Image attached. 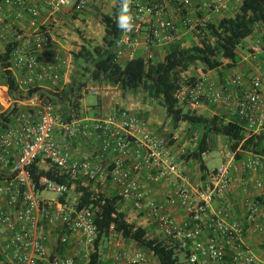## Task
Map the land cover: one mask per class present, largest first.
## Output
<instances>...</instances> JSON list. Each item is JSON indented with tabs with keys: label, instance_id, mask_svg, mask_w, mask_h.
Listing matches in <instances>:
<instances>
[{
	"label": "built area",
	"instance_id": "built-area-1",
	"mask_svg": "<svg viewBox=\"0 0 264 264\" xmlns=\"http://www.w3.org/2000/svg\"><path fill=\"white\" fill-rule=\"evenodd\" d=\"M153 1H159L155 3ZM131 0L134 25L120 29L114 49L118 62L134 58L141 46L148 61L156 47L183 41L195 43L216 18L231 15L241 0ZM89 0H0V55L11 48L10 62L19 88L43 89L60 81L59 67L67 58L42 55L52 44L51 30L41 25V12L53 16L62 10L80 14ZM177 5L179 22L164 16L166 7ZM184 45V42H183ZM57 62V63H56ZM7 93V90H6ZM1 94V93H0ZM8 96V95H7ZM183 105L197 110L223 111L227 120L237 119L246 132H264V30L253 32L240 47L239 61L224 79L215 70H198L195 79L174 94ZM0 114L16 109L13 123L0 131V264H158L152 254L135 247L132 240L114 231L98 244L95 210L79 208L73 186L33 171L54 170L58 176L90 184L96 192L112 189L122 203L126 220L187 249V264H222L231 249V264H264L242 247L247 232L264 233L257 223L264 206V158L236 153L222 145L219 167H207L205 179L192 182L178 156L187 142L153 130L138 111L119 107L95 118L64 120L55 106L37 90L10 99ZM91 141L93 148L80 156L73 142ZM206 163L207 154L202 158ZM245 174L259 198L246 201L241 221H232L233 206L227 196L236 186L235 174ZM166 187L163 201L151 197L150 187ZM50 192L52 197L43 193ZM215 202L219 207L213 209ZM185 213L178 222L172 209Z\"/></svg>",
	"mask_w": 264,
	"mask_h": 264
},
{
	"label": "trees",
	"instance_id": "trees-1",
	"mask_svg": "<svg viewBox=\"0 0 264 264\" xmlns=\"http://www.w3.org/2000/svg\"><path fill=\"white\" fill-rule=\"evenodd\" d=\"M115 2L112 14L100 15L104 27L101 44L92 47L84 45L73 56L84 81L77 83L72 80L68 85L59 83L43 89L19 88L9 61V47L6 53L0 55V85L6 86L8 97L12 100L20 99L41 90L42 97L55 106L58 114L64 120H70L82 117L80 99L87 81L99 87H114L132 95L142 94L145 99L154 100L161 106L173 130L181 124L185 125L183 136L188 140V146L178 156V161L197 165L202 180L207 171L202 158L217 149L218 138L223 140V145H227L230 151L236 153V159H244L248 154L264 158V132L257 135L248 133L237 119L227 120L223 111L198 113L192 105L180 104L174 97L175 91L182 84L195 79V75L190 73L198 68L202 71L215 70L221 79L227 76L239 61L243 41L252 36L253 32L264 30V0H241L231 15L216 18L209 23L199 44L191 42L190 46H184V41H181L163 47L160 56L153 51L154 58L151 61L139 51L127 62L116 60L114 44L120 34L117 18L121 0ZM173 8L180 17L183 11H179V7L174 4ZM166 11L164 16L167 17ZM16 113V109H9L0 114V131L13 123ZM140 115L148 119L143 113ZM158 133L170 139L173 136L172 132L166 134L159 130ZM41 175L67 184L68 187L73 186L76 205L95 210L98 244L108 237L109 228L113 225L115 232L132 240L135 247L144 253L152 254L158 264H187V249H179L176 243L156 233L151 226L140 227L129 223L126 214L121 211L123 205L112 189L96 193L90 184L82 186L79 180L58 176L54 170L42 172L34 169L35 180ZM223 263L231 264L228 255H225Z\"/></svg>",
	"mask_w": 264,
	"mask_h": 264
},
{
	"label": "crops",
	"instance_id": "crops-1",
	"mask_svg": "<svg viewBox=\"0 0 264 264\" xmlns=\"http://www.w3.org/2000/svg\"><path fill=\"white\" fill-rule=\"evenodd\" d=\"M102 1L107 2V3L109 2L110 6L114 9L115 4H116L115 0H109V1L102 0ZM230 2L233 6L234 0H230ZM166 9H167L166 12L168 14L167 17L172 18L175 22H179V16L178 14H176V9L173 8L172 6L171 7L168 6L166 7ZM104 14H108V13H104ZM74 15L75 14H73L67 9L62 10L58 14L53 15V16H49L44 11H42L40 19H39V23L41 25H44L50 28L51 36H52V44L50 48H48L45 51V53L42 55L41 57L42 60L46 63L47 62L55 63L54 58L56 55H58L62 58H67V60L69 61L68 65L59 67V71H60L59 83H61L62 85H68L72 80H75L77 83L84 81V78L82 76L79 66L74 63L73 56L74 54L78 53V51L84 45L90 46V47L96 46V45L89 44V42L87 41L83 42V40L78 41L77 46L70 45L72 42L71 40H77V39H74L72 36H70V31H69L70 26L72 25L78 26L79 24L83 26L86 25V29L88 30V32H90L89 29H90L91 23L92 22L95 23L97 21V18L95 15H93L91 18H88V16H86V19H84V17H81V16L73 17ZM99 28L100 29L98 32L101 33L103 37L104 27L102 23L99 25ZM86 38L89 39L90 37L87 36ZM139 51H142L141 46L138 47L136 52H139ZM154 51L162 55L163 47L162 48L156 47ZM14 73L17 78L21 75V73L16 70H14ZM58 84L54 86H57ZM48 85L49 84L44 85L43 88L48 87ZM2 88L4 89V92H6L7 90L6 86H2ZM85 89H86V92L89 91L88 81H87ZM92 90H94L93 92L101 93L100 91H96L98 90L97 85H93ZM103 98L104 97L102 95V101H99V103L96 106L88 107L86 108L84 112L80 111L81 114L84 115L82 117L95 118V117H99L103 114H106L112 111L113 108H109V106L106 105V102ZM1 103L3 104L2 100H1ZM149 122L151 124L152 129L156 130L152 121L149 120ZM70 147L76 152L77 156H80L82 154H85L91 151L93 148V143L91 141H86V142L77 141V142H73L70 145ZM189 171H192V167H189ZM234 176L237 181L236 186L232 189V191H230L229 195L227 196V202L233 206V214L231 216V220L241 221L243 220L245 213H246V209H245L246 201H252L253 199H256V198L262 201V199L258 197L260 193L253 188L251 182H249L248 180L244 181L245 174L237 173ZM149 189L151 191L150 192L151 197L154 198L156 201L164 200L166 193H167L166 187L160 188V187L151 186ZM219 206H220L219 203L215 202L212 208L216 209ZM171 213H172V216L175 218V220L178 222H183L186 219L185 213L183 212V210L179 208L172 209ZM257 221H258L257 223L262 224L264 226V213L260 212V216L258 217ZM242 247L244 249L250 250V252H252L254 255H256L258 258L264 261V233L247 232L245 236L243 237ZM232 253L233 252L231 249L226 250V255L229 256L230 261H231Z\"/></svg>",
	"mask_w": 264,
	"mask_h": 264
},
{
	"label": "rangeland",
	"instance_id": "rangeland-1",
	"mask_svg": "<svg viewBox=\"0 0 264 264\" xmlns=\"http://www.w3.org/2000/svg\"><path fill=\"white\" fill-rule=\"evenodd\" d=\"M109 1V0H108ZM198 0H194L196 2ZM231 4V2H230ZM113 11V8L110 6L109 2H104L102 0H90L85 10L77 15H74L73 17L81 16L86 19V16L88 18H91L93 15L96 16L97 21L94 23H91L90 29H86V25H72L69 27L70 36H72L74 39L77 40H71V46H77L78 41L83 40L89 42L91 45H99L102 42V35L99 33V25L101 24L100 21V15L104 13L111 14ZM99 24V25H98ZM88 34V35H87ZM89 36L90 38L87 39L86 37ZM183 41L184 46H190L191 42H194L193 37H191L188 34L183 35ZM160 56V54L158 55ZM199 68L197 70H194L190 73V75H196ZM83 79V78H81ZM93 83H88V89L89 91L86 92V89H84V92L82 93V97L80 99V111L84 112L86 108L96 106L99 101H102V95L103 99L106 102V105L109 106V108L115 109L116 107H123L130 110L138 111L139 113H143L146 115L148 120L152 121L154 127L156 128V131L164 133H173V136L177 137V140L180 143L187 142L188 140L184 138L183 132L185 129V125L181 124L180 127L176 130L172 129V125L169 122V119H167L163 109L161 106L154 100L151 99H145L142 94L139 95H132L129 93H124L121 90L105 86V87H99L98 90L101 93L93 92ZM0 96L1 100L3 102L4 107L1 108L3 110L5 106L8 104V96L7 93L4 92V89L2 88V85H0ZM103 103V102H102ZM198 113H211V110H197ZM82 116H84L82 114ZM218 146L217 149H214L210 153L207 154L209 160L206 161V166L211 169L215 167H219L221 165V157L218 155V152L220 150V147L223 145V140L221 138H218L217 140ZM179 162V161H178ZM186 168V173L189 175L192 182L198 180V167L194 164H183ZM189 166L192 167V171H189ZM43 196L45 197H52L53 195L50 192L43 193ZM261 212L264 213V207L261 209Z\"/></svg>",
	"mask_w": 264,
	"mask_h": 264
},
{
	"label": "clouds",
	"instance_id": "clouds-1",
	"mask_svg": "<svg viewBox=\"0 0 264 264\" xmlns=\"http://www.w3.org/2000/svg\"><path fill=\"white\" fill-rule=\"evenodd\" d=\"M134 18L131 14V0H121L117 26L127 32L133 28Z\"/></svg>",
	"mask_w": 264,
	"mask_h": 264
}]
</instances>
